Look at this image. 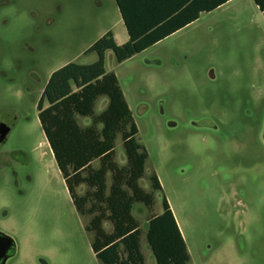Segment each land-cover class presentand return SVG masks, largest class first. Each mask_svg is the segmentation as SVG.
I'll list each match as a JSON object with an SVG mask.
<instances>
[{"label": "rangeland", "instance_id": "374dc122", "mask_svg": "<svg viewBox=\"0 0 264 264\" xmlns=\"http://www.w3.org/2000/svg\"><path fill=\"white\" fill-rule=\"evenodd\" d=\"M128 33L115 0H0V112L16 104L0 168V231L17 253L7 264H101L39 122L38 104L53 72L75 63L108 32ZM115 73L149 158L141 186L162 192L150 212L136 204L145 264H156L148 220L164 198L179 223L190 264H264V16L253 0H232L119 64ZM37 83L24 93L28 77ZM102 97L101 114L108 106ZM83 126L90 118H81ZM117 162L126 164L122 138ZM110 231L111 225L105 224Z\"/></svg>", "mask_w": 264, "mask_h": 264}, {"label": "trees", "instance_id": "16d2710c", "mask_svg": "<svg viewBox=\"0 0 264 264\" xmlns=\"http://www.w3.org/2000/svg\"><path fill=\"white\" fill-rule=\"evenodd\" d=\"M129 40L118 45L110 31L87 53L91 65L70 63L50 76L38 105L39 122L78 214L89 217L92 250L101 264H145L136 204L150 212L163 188L155 172L151 192L141 186L149 158L138 141L139 129L115 73L105 67L107 52L119 64L146 51L217 10L231 0H115ZM264 16V0H253ZM102 97L108 106L95 109ZM81 118H90L83 126ZM122 138L126 164L117 162L116 142ZM163 213L148 220L147 242L156 264H190L191 256L166 198ZM111 225V230L105 224Z\"/></svg>", "mask_w": 264, "mask_h": 264}, {"label": "flooded vegetation", "instance_id": "af4514ba", "mask_svg": "<svg viewBox=\"0 0 264 264\" xmlns=\"http://www.w3.org/2000/svg\"><path fill=\"white\" fill-rule=\"evenodd\" d=\"M6 74L0 70V78ZM37 77L34 74H31L28 77V84L25 85L23 91L24 93L30 90V84H36ZM39 105V104H38ZM16 104L12 103L7 109L3 112H0V168L12 166L14 159V153L3 150L4 145L8 142L13 128L15 125V115H16Z\"/></svg>", "mask_w": 264, "mask_h": 264}, {"label": "water", "instance_id": "95a60500", "mask_svg": "<svg viewBox=\"0 0 264 264\" xmlns=\"http://www.w3.org/2000/svg\"><path fill=\"white\" fill-rule=\"evenodd\" d=\"M17 253V244L15 240L0 231V264H7Z\"/></svg>", "mask_w": 264, "mask_h": 264}, {"label": "crops", "instance_id": "0c3cea01", "mask_svg": "<svg viewBox=\"0 0 264 264\" xmlns=\"http://www.w3.org/2000/svg\"><path fill=\"white\" fill-rule=\"evenodd\" d=\"M232 1V0H231ZM229 3V2H228ZM256 8H258L257 6H256ZM259 9V8H258ZM259 11H260V9H259ZM128 40H129V36H128ZM89 126V125H88ZM178 222V221H177ZM179 224V223H178ZM181 229V228H180ZM182 232V231H181Z\"/></svg>", "mask_w": 264, "mask_h": 264}]
</instances>
